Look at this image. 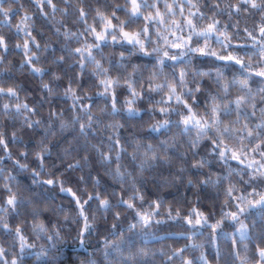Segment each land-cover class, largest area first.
Segmentation results:
<instances>
[{
  "label": "snow or ice",
  "instance_id": "obj_1",
  "mask_svg": "<svg viewBox=\"0 0 264 264\" xmlns=\"http://www.w3.org/2000/svg\"><path fill=\"white\" fill-rule=\"evenodd\" d=\"M38 13L58 21L57 33L82 68L95 62L98 72L108 73L100 84L106 92L111 89L113 103L118 90L128 92L130 109L137 96L160 97L154 114L164 118L161 126L170 127L175 115L190 147L205 150L190 162L185 183L192 195L149 198L137 191L123 200L131 220L123 227L113 222L116 238H102L105 264H264V0H0V60L11 45L35 67L29 51L40 47ZM109 49L106 69L103 54ZM138 56L147 59L131 65L128 78L111 75L126 72L130 58ZM11 79L6 70L0 72V80ZM0 96L18 101L19 91L12 84L0 86ZM26 111L36 109L27 101L0 106L6 128L15 127ZM113 143L120 144L119 135ZM148 152L156 158L151 147ZM212 161L218 170H212ZM0 181V237L15 249L9 253L0 245V264H28L26 256H46L26 236L27 218L20 219L32 201L19 198V182L6 169H0ZM59 190H65L63 181ZM67 191L82 212L79 242L84 244L90 231L83 214L87 201L71 187ZM30 215L33 235L52 240L48 226L37 219L38 204Z\"/></svg>",
  "mask_w": 264,
  "mask_h": 264
},
{
  "label": "clouds",
  "instance_id": "obj_2",
  "mask_svg": "<svg viewBox=\"0 0 264 264\" xmlns=\"http://www.w3.org/2000/svg\"><path fill=\"white\" fill-rule=\"evenodd\" d=\"M58 26V21L36 15L35 35L40 47L33 46L29 51L36 61L34 68L28 67L19 55L21 49L13 50L11 45L9 52L3 53L7 58L0 60V72L6 70L13 77L0 80V86L12 84L19 91L18 101L0 96V106L17 102L23 106L27 101L29 109H36L24 112L16 126L8 128L0 112V169H6V175L15 176L19 182V198L32 201L21 209L20 219L27 218L25 233L35 249L43 247L48 253L40 259L26 256L28 264H105L102 238H116L110 230L113 222L123 227L125 221L131 220L123 200L132 198L137 191L149 198L159 195L170 199L185 191L192 195V186L185 183L190 162L193 158L199 160L205 150L197 152L190 147V138L182 135L175 115L170 127L161 126L164 118L154 114L160 97L150 100L147 94L143 99L137 96L130 109L128 92L118 90L113 103L111 89L106 92L100 84L108 73L98 72L95 62L82 68L81 60L65 47L67 42L57 33ZM72 30L78 31L79 25L74 24ZM76 46L75 42L71 45ZM110 55L111 49L103 54L106 69ZM145 59L131 57L126 72L112 71L111 75L128 78L131 65ZM112 66H116V59ZM117 135L119 145L113 143ZM4 140H10V144L4 145ZM149 147L156 152L155 159ZM146 152L150 164L145 162ZM210 167L215 171L219 165L212 161ZM49 178L56 179L57 184H45ZM60 181L64 191L59 190ZM69 187L81 201H87L83 214L88 217L90 231L84 244L79 242L82 212L72 201ZM33 204L39 205L41 215L37 219L48 226L46 235H51L52 240L33 235ZM0 245L9 253L15 251L10 239L0 237Z\"/></svg>",
  "mask_w": 264,
  "mask_h": 264
}]
</instances>
